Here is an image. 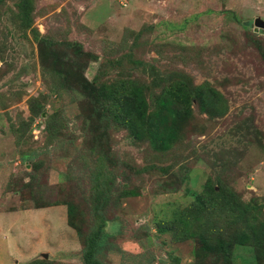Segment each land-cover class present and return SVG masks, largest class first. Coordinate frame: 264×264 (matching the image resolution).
<instances>
[{"label": "rangeland", "instance_id": "374dc122", "mask_svg": "<svg viewBox=\"0 0 264 264\" xmlns=\"http://www.w3.org/2000/svg\"><path fill=\"white\" fill-rule=\"evenodd\" d=\"M30 2L32 30H22L13 2L0 1V264H81L78 232L97 203L115 245L103 264H213L196 254L208 241L171 243L154 229L207 181L264 222V31L253 25L264 0ZM179 79L212 87L225 112L194 101L166 151L104 131L80 86L133 80L157 94ZM253 251L235 245L231 264H264Z\"/></svg>", "mask_w": 264, "mask_h": 264}, {"label": "trees", "instance_id": "16d2710c", "mask_svg": "<svg viewBox=\"0 0 264 264\" xmlns=\"http://www.w3.org/2000/svg\"><path fill=\"white\" fill-rule=\"evenodd\" d=\"M9 1L16 7L20 29H31L33 7L30 0ZM79 51L80 48L76 50L77 53ZM82 81L81 89L94 107L97 124L104 131L111 126L120 127L128 132L133 141H145L156 151L168 150L177 140L182 123L192 114L194 101L201 113L211 117L225 112L222 96L217 91L206 84L193 86L189 80H175L165 85L157 94L150 93L145 85L133 80H118L99 86ZM93 151L99 154V164L96 167L98 176L105 173V167L100 149L94 147ZM122 195L135 197L138 193L122 190ZM102 207L103 204L100 203L94 205L90 225L83 234L78 232L82 237L81 264H103L101 257L115 246L108 240L109 235L105 231L108 220ZM66 215L68 225L74 227L75 206L71 203L67 205ZM227 219L236 224L233 229L228 225L231 230L225 228L227 223L220 226ZM154 229L160 236L170 235L171 243L191 239L196 242L208 241L196 250V254L213 264H231L235 245L251 246L255 261H264V222L232 193H227L222 188L216 190L209 181L205 183L203 191L196 194L189 207L180 211L176 219L158 220ZM195 229L199 230L196 232ZM29 264L51 263L34 260ZM159 264L168 263L160 261Z\"/></svg>", "mask_w": 264, "mask_h": 264}, {"label": "water", "instance_id": "95a60500", "mask_svg": "<svg viewBox=\"0 0 264 264\" xmlns=\"http://www.w3.org/2000/svg\"><path fill=\"white\" fill-rule=\"evenodd\" d=\"M253 25H254V28H256L257 30L264 31V20L260 18H256L253 20ZM41 257L43 259H47V254H42Z\"/></svg>", "mask_w": 264, "mask_h": 264}, {"label": "crops", "instance_id": "0c3cea01", "mask_svg": "<svg viewBox=\"0 0 264 264\" xmlns=\"http://www.w3.org/2000/svg\"><path fill=\"white\" fill-rule=\"evenodd\" d=\"M41 254V253H40Z\"/></svg>", "mask_w": 264, "mask_h": 264}]
</instances>
